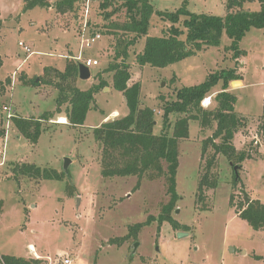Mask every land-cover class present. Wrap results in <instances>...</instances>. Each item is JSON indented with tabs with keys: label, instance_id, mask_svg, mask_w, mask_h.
Listing matches in <instances>:
<instances>
[{
	"label": "rangeland",
	"instance_id": "374dc122",
	"mask_svg": "<svg viewBox=\"0 0 264 264\" xmlns=\"http://www.w3.org/2000/svg\"><path fill=\"white\" fill-rule=\"evenodd\" d=\"M56 1L52 0L51 8L36 5L23 9L24 0H0V79L5 85L0 92V130L7 126L5 105L33 119L56 110L57 70H64L70 60L64 43L73 41L76 25H86L88 35L102 34L83 53V59L97 57L99 63L91 65L89 80L78 78L76 85L89 89L99 81L97 75L101 73L108 86L95 93L96 101L85 124L59 122L69 104L63 105L52 119L43 120L36 145L12 124L7 162L0 165V251L6 256H29L32 264H65L66 258L72 264H264V227L253 229L237 207L246 195L264 202V27L246 32L239 41L243 53L236 59L225 32L220 46L205 47L164 68L138 64L139 44L128 49L125 61L131 66V83L142 84L140 102L143 107L154 108L157 134L163 128L162 96L166 101L174 100L178 89L201 84L208 74L222 68H235L244 81L243 85L231 82L229 87L238 99L237 115L247 118L233 141L236 151L244 150L250 155L241 162L240 179L235 185L234 166L239 165L236 160L218 154L210 169L217 186L205 187L203 199H199V181L214 151L210 146L202 155L204 140L216 123L202 126L200 121L191 120L189 136L179 141L180 198L170 213L181 227L175 228L169 221L159 219L171 199L166 176L107 178L101 174L102 147L94 137V128L113 108L129 111L124 95L112 86L113 72H104L110 63L122 60L125 44L134 37V33L120 28L129 19L127 9L121 0H113L106 8L102 0H87L88 4L79 0L70 13H60L54 6ZM183 1L150 3L156 10L176 11ZM186 2L196 13L219 16L228 12L227 0ZM243 8L256 12L262 4L260 0H247ZM183 18L175 25L186 31ZM170 25V21L154 14L149 35L162 36ZM185 36L184 32L180 38ZM19 41L33 53L28 56ZM221 87L222 83L213 88L209 94L213 102L205 108H216L214 99ZM180 115L183 114L170 115L169 134ZM65 158L72 161L67 171ZM21 160L57 169L63 172V180L17 174L14 168L24 163ZM139 223L143 225L136 230ZM179 232L188 234L180 237ZM30 244L44 258H32Z\"/></svg>",
	"mask_w": 264,
	"mask_h": 264
},
{
	"label": "trees",
	"instance_id": "16d2710c",
	"mask_svg": "<svg viewBox=\"0 0 264 264\" xmlns=\"http://www.w3.org/2000/svg\"><path fill=\"white\" fill-rule=\"evenodd\" d=\"M113 0H102L104 8ZM118 1V0H116ZM129 19L120 26L121 29L134 33V37L125 44L126 48L121 55V61L109 64L104 72H113V84L120 90L129 107L128 114L121 118L110 119L94 128V137L102 147V171L103 177L130 176L139 177L164 175L168 182V192L171 199L165 207V214L160 216V222L169 221L175 228L180 224L174 219L170 211L180 198L177 192V172L179 167V141L189 136L191 120L200 121L202 126L216 127L212 134L204 140L202 155L209 147H213L212 157L207 161V169L199 181V199H203L205 187H216L217 183L210 175V169L215 164L218 154H226L235 159L236 164L250 157L244 150L236 151L233 144L234 136L240 126L246 123L247 118L238 116L235 111L237 96L229 90L233 80L241 79L235 68H222L211 72L201 84L184 86L176 92V98L165 101L163 107V128L157 134L154 129L157 124L155 111L151 106H142L140 95L142 84L134 82L129 85L131 78L130 65L125 59L128 57V49L139 37H144L145 47L137 54V62L141 66L150 64L164 68L184 58L196 55L205 47L220 46L221 37L225 32L231 39L230 49L234 51V59L243 51L239 41L246 32L253 27H264V0H260L262 8L259 11H250L243 8L247 0H227L228 12L225 15H211L204 12L196 13L187 7L186 0L176 11L156 10L150 0H121ZM251 1V0H250ZM23 9L33 6L43 8L51 7L50 0H24ZM79 0H57L54 6L61 13L74 9ZM241 7L237 11L232 9ZM154 14L171 22L169 30L162 36L149 35L150 20ZM183 18L182 24L186 31L175 24ZM185 32V38H180ZM59 90L56 99L57 108L44 112L39 118H27L17 115L13 123L34 145L43 131L42 121L52 119L56 112H61V107L69 104L65 117L71 125H83L95 100V93L108 86L106 80L98 73L99 81L89 89H82L76 85L79 78V66L74 59H70L64 70H57ZM11 83L10 80H6ZM222 83L221 91L215 96L216 108H205L202 99L210 94L213 88ZM5 89L4 82L0 79V92ZM177 112L180 115L173 125V133L170 115ZM2 131L0 130V134ZM220 139V142L217 140ZM15 173L29 177H42L47 179L63 180V172L49 167H42L30 163H18L14 168ZM237 177V178H236ZM240 177L235 174V185ZM246 200L238 204V212L256 230L264 227V202L252 199L246 195ZM232 199V198H231ZM233 202V201H232ZM143 224L139 223L134 228L137 230ZM9 264H31L25 257L6 256Z\"/></svg>",
	"mask_w": 264,
	"mask_h": 264
},
{
	"label": "built area",
	"instance_id": "2783aa9c",
	"mask_svg": "<svg viewBox=\"0 0 264 264\" xmlns=\"http://www.w3.org/2000/svg\"><path fill=\"white\" fill-rule=\"evenodd\" d=\"M87 1V0H86ZM52 2V0H51ZM82 3H85V0L82 1ZM51 7L53 6V3H51ZM88 4V1H87ZM49 7V8H51ZM72 11V10H70ZM61 13V12H60ZM70 13V12H69ZM69 13H67L66 15H68ZM61 16H63L61 14ZM74 21V20H73ZM80 21V20H79ZM79 24V22H78ZM76 35L78 37L79 40V45L81 47V53L77 56H75L74 58L76 59L77 63H83L84 65L88 66L89 68L91 67V65H95L99 63V60L97 58H86L83 59V52H84V48H87L89 46H91L94 42H96L98 39H101L102 34L100 32H96L93 34H89L87 33V29L86 25H84L83 27L79 28V25H76ZM65 30H69V29H65ZM19 45L23 47V49H25L28 53V56L30 54L33 53L32 49L26 45L23 41H19ZM82 61V62H81ZM213 95H207L206 97H204L202 99V106L204 107H208L212 104L213 100H212ZM4 110L7 111V115H6V127H2V133L0 134V165H4L7 162V146H8V135L11 132L10 128L12 126V122H13V118L16 117V113L15 111L8 105L4 106ZM256 139V143L259 142L258 138ZM1 220V217H0ZM35 256H37V254H35ZM65 264H72V261L69 258H66L64 260ZM0 264H9L6 258V255L2 253V251H0Z\"/></svg>",
	"mask_w": 264,
	"mask_h": 264
},
{
	"label": "crops",
	"instance_id": "0c3cea01",
	"mask_svg": "<svg viewBox=\"0 0 264 264\" xmlns=\"http://www.w3.org/2000/svg\"><path fill=\"white\" fill-rule=\"evenodd\" d=\"M61 29H63V28H61ZM72 30H75V29H73V28H71ZM71 30V31H72ZM64 31H65V29H64ZM70 31L69 30H66V33H69ZM77 33L75 32L74 33V35H73V41L72 40H67V41H65V43H64V46H65V48H67V52L69 53V59H74L75 61H76V59L74 58L75 56H77V55H79L80 53H81V48L79 47L80 45H79V40H78V37H77V35H76ZM145 39H146V36L145 37H143V38H141V37H139L137 40H136V42L134 43V44H132V45H130V47L131 46H133V45H135V44H139L138 46H140V49H139V52H137V54L138 53H140V52H142L143 51V49H144V45H145ZM78 45V50L75 52V49L77 48L76 46ZM105 45V43H103L102 45H101V47L102 46H104ZM101 50V49H100ZM130 52H132V51H130ZM84 53V52H83ZM91 58H92V56H90ZM90 57H88V58H90ZM97 58V57H96ZM77 62V61H76ZM146 66V65H145ZM144 66V67H145ZM170 66V65H169ZM131 70V69H130ZM113 74V73H112ZM90 79V78H89ZM89 79H87V80H89ZM131 79H133V78H130L129 80H128V83H129V85H131V84H133V83H131ZM79 80H83V79H81L80 77H79ZM78 80V81H79ZM239 81H241L242 82V85L244 84V81H243V79L241 78ZM137 82V81H136ZM95 83H93V85H94ZM112 86H114V84H112ZM91 87V86H90ZM115 88V87H114ZM118 90V89H117ZM118 91H120V90H118ZM142 91V90H141ZM121 92V91H120ZM122 93V92H121ZM123 94V93H122ZM141 94H142V92H141ZM96 95V94H95ZM140 98H141V95H140ZM95 99H96V97H95ZM96 101V100H95ZM97 103V102H96ZM154 109V108H153ZM14 111H15V113H16V115H19V116H21L20 114H18L17 112H16V110L15 109H13ZM103 111V110H102ZM104 112V111H103ZM128 113H126V111H120V110H118L117 108H113L111 111H110V113H109V115L107 114V115H105L102 119H101V121L96 125V126H99L100 124H102L103 122H105V121H108V119H109V121H110V118H113V119H115V118H121V117H124V116H126ZM117 116V117H116ZM23 117V116H22ZM64 117H65V115H64ZM86 120H87V118H86ZM85 120V121H86ZM13 123V122H12ZM61 123H65V124H69V122L67 121V118H66V122H61ZM157 124H158V122H157ZM156 124V125H157ZM14 125H15V123H14ZM1 131H3L2 129H1ZM21 135L20 134H18V137H20ZM235 137V136H234ZM235 139V138H234ZM259 140V139H258ZM234 141V140H233ZM259 143V142H258ZM262 144H264V142H262L261 143V145ZM18 160H20V159H18ZM18 160H13V161H18ZM21 161H23V160H21ZM24 163H25V161H23ZM27 163V162H26ZM30 246L32 247V253H34V254H37V256H35L34 254H33V256H32V258H36V259H39V258H44L43 257V255L42 254H40V253H38L37 252V250L35 249L34 250V248H33V245L32 244H30ZM31 251V250H30ZM247 251H244V253H246ZM8 255V254H7ZM9 255H11V254H9ZM13 256H16V257H25L27 260H29V256L27 257V256H24V255H19V256H17V255H13ZM256 257L257 258H262L263 257V255L261 256V255H256ZM30 261V263L32 264V262H31V260H29ZM34 261H38V260H34Z\"/></svg>",
	"mask_w": 264,
	"mask_h": 264
},
{
	"label": "water",
	"instance_id": "95a60500",
	"mask_svg": "<svg viewBox=\"0 0 264 264\" xmlns=\"http://www.w3.org/2000/svg\"><path fill=\"white\" fill-rule=\"evenodd\" d=\"M78 66H79V77L81 79H83V80L89 79L90 76H91V69L88 66L84 65L83 63H78ZM236 82H239V81H237V80H233L232 81L233 84L236 83ZM65 159H66V162H65V165H64V169L67 171L68 167H69V165H70V163L72 161L69 158H65ZM239 168H240V165H235L234 166V171H235V174H237V176H239V174H238ZM187 234H188V232L187 233L179 232V236L180 237L185 236ZM136 246H137V243L133 245V247H134L133 250L135 249Z\"/></svg>",
	"mask_w": 264,
	"mask_h": 264
},
{
	"label": "bare ground",
	"instance_id": "6f19581e",
	"mask_svg": "<svg viewBox=\"0 0 264 264\" xmlns=\"http://www.w3.org/2000/svg\"><path fill=\"white\" fill-rule=\"evenodd\" d=\"M239 83H241V81L236 82L235 84H239ZM59 118H60V119H59V122H66V117H64V116H60Z\"/></svg>",
	"mask_w": 264,
	"mask_h": 264
}]
</instances>
